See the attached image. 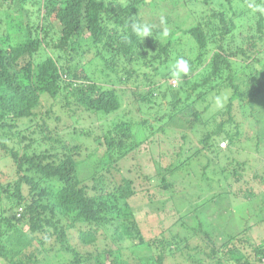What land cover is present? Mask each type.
<instances>
[{
    "label": "trees",
    "instance_id": "trees-1",
    "mask_svg": "<svg viewBox=\"0 0 264 264\" xmlns=\"http://www.w3.org/2000/svg\"><path fill=\"white\" fill-rule=\"evenodd\" d=\"M17 4L21 12L8 22L11 26L25 20L23 40L12 31L0 36V135L5 137L0 153L11 166L1 172L7 176L0 181V264H173V238L189 248L196 234L205 238L204 246L190 249L204 259L194 264L264 261V244H252L249 234L257 218H263L264 200L255 211L249 202H243L244 209L237 205L243 216L233 209L238 202L233 195L222 194L217 189L221 183L215 184L217 179L227 185L233 181L235 198L250 199L259 198L264 186L262 167L250 176L259 191L240 184L247 166L240 156H264V0ZM137 22L151 25L152 36H136L132 25ZM164 29L167 38L162 37ZM82 36H88L86 49L92 52L87 67L69 60ZM179 57L189 61L191 70L177 79L172 69ZM124 97L139 112L145 106L162 108L166 100L168 113L152 114L157 128L147 117L128 118L132 111L123 112ZM45 99L49 103L42 111ZM83 112L102 119L99 125H109L100 127L104 130L96 137L95 161L82 165L84 146L64 139L50 123L68 127ZM168 130L183 143L174 150L175 160L162 165L164 154L155 155L153 147L159 151L168 145ZM188 130L194 138L185 142ZM91 132L89 127L75 133L88 137ZM142 146L151 147L146 164L150 161L152 167L137 159ZM151 175L160 176V184L148 185ZM192 175L216 188L210 200L217 209L216 223L199 219L189 227L179 212L170 215L175 195L170 178L190 181ZM141 204L158 210L157 217L138 218L134 206ZM168 220L178 226L172 237ZM161 224L166 227L154 234ZM181 229L186 231L183 236ZM219 230L221 235L215 233Z\"/></svg>",
    "mask_w": 264,
    "mask_h": 264
},
{
    "label": "rangeland",
    "instance_id": "rangeland-1",
    "mask_svg": "<svg viewBox=\"0 0 264 264\" xmlns=\"http://www.w3.org/2000/svg\"><path fill=\"white\" fill-rule=\"evenodd\" d=\"M18 6L19 5L17 4V0H0V17L2 18V20L0 19V21H1L0 22L1 23L0 36H5L7 33H10L9 31H12L15 34V37L22 41L23 40V33H24L23 23L25 20L22 19L23 23L20 22V24L19 23L18 24L11 23V26H9L10 23L8 22L10 20H11L10 22H12L13 16H17L18 14H20L21 10H19L20 8ZM25 7H26V5H25ZM150 8L151 7L149 6V9ZM35 16H36V14L33 16V21L36 20ZM37 17L40 20L41 14H37ZM53 25H54L52 28L53 35H56L57 34L56 31L58 30V27H56V23H53ZM78 41L80 42V46H79L77 52H71L72 57H71V59L69 58V60L71 61L73 59L76 64L79 63V64H82V66L84 65L87 67L89 64L88 60H89V58H91L89 56H90V54H92V52L90 50L86 49L87 45L90 44L89 38H88V36H82ZM82 50H84L83 53H82ZM47 51L50 52V46L47 48ZM44 53L45 52H42L41 50L38 52L40 57H44V55H45ZM66 58H68V57L66 56ZM172 80L176 81L177 79L172 78ZM176 83H177V81H176ZM176 83L174 85H176ZM136 84H137L136 82H133V86H136ZM172 84H173V81H172ZM140 87H142V86H139L136 88L141 89ZM124 98H125L124 103L122 105V108L124 109L123 112L126 113V111H128V110L132 111L131 115H130V113H126L129 116V117L126 116V118L127 117L130 118L132 115H137V117H141V118L147 117L148 119H150L149 120L150 123L154 124L157 128L158 127L157 124L155 123L154 119L151 118L152 114H153V118H154V116H156L157 114L166 115L168 113V102H166V100H164L162 102L163 105H160V106H162V108H152V107L150 108L148 106H145V107H142L141 111L139 112V111H136V106H133V107L129 106V104L127 102L128 97H124ZM47 103H49V101H47L45 99L43 101L42 111H44L45 108L47 107ZM163 110H165V111H163ZM63 111L64 110H62V112ZM57 112H59V111H57ZM98 115H100V114H98ZM118 115L119 114H117V116H115V115L113 116V113H111L108 116L118 118L119 117ZM100 116L105 117L102 115H100ZM240 117H242L241 114L239 115V118ZM89 118L90 119L93 118V115H91V117H89L88 112H83L79 116V118L76 121L72 122L68 127L61 125L62 123H60L61 126L57 125V122L53 121V120L50 123V128L58 131L59 135L62 136L64 139L72 141V142H78L79 144H81L84 147L86 146L87 150L83 149L84 147H82L83 153L80 154V160H82V165H83V163H86V161H87V163H89L90 161L91 162L95 161L96 158L94 156V148L98 147V143L96 142V137L98 134L101 135L102 131L104 130V129H101L100 127L104 126L106 129V127L109 125V124L103 125V123H102V125H99L103 120L102 119L97 120L96 119L97 117H94L93 119H91V121L95 119L94 122L91 123V121H89L90 120ZM166 119H167V117L165 116V120ZM241 119L242 118H240V120ZM110 120L112 121L113 118ZM67 122H71V119H69ZM97 125H99V126H97ZM63 127H65V128H63ZM89 127H91L92 132L90 133V135L88 137L80 136L79 134L75 133L77 131L84 132ZM188 132H189V136H186L185 142H188L194 138V134L192 133V131L188 130ZM164 135H165L164 137H166V139L168 140V145L163 147L159 151H157L156 146L153 147V152L155 155L159 154V152L164 154L160 160V163L162 165H166V164L175 160V158H172V155L174 154V150L176 149V147L178 145L183 143L182 139H180V137H179L180 135L175 134L174 130L173 131L168 130L167 133ZM3 138H5V137L0 135V139H3ZM221 141H223V140H220V142ZM143 146L140 148L138 155H136L137 154V151H136L134 154L131 155V157L128 160H130V162H131V160H135L134 156L136 155L137 159L140 160V162L142 164H145L148 166L150 165L152 167V163L150 161H149V164H146V162H148V159H146V157L148 156V152L151 149V147L150 146L143 147ZM91 153H93V154H91ZM89 155H90V157H88ZM250 155L248 156V155L242 154L240 156V160H244L247 163L246 168H244V170L241 172L242 175L240 177L241 178L240 184H243L244 187H249V186L254 187V190L256 192L259 191V188H260V192H262V193L260 194L259 198H251L250 199V198H241L238 196H236V198H235L234 191L237 189L236 183L231 181L230 185H227L226 183L222 182V179L221 180L217 179L216 183H215V184H217V182L221 183L220 187H218L217 189H219L222 192V194H226V195L231 196V197L233 195L234 199L236 201H238V202H233V205H232L233 209H234V211H236V209H239L238 210L239 213L238 212H236V213L242 214L243 216L245 214V211L242 212V210H240L242 208H237L236 207L237 205H239V207H242L243 202L246 201V202H249L248 204L250 205V209L252 211H255L256 207L260 204L261 200H264V186H262V188H261V186L258 188L257 182L253 181V179L250 178V176L252 175V173L254 171H259L261 169V167H262V169H264V156H263V158H260L259 156H257V158H256V155L251 154V153H250ZM201 161L204 162L205 161L204 158H202ZM131 164H133V163H131ZM9 167H11L10 166V160L7 157H3L0 153V181H2L7 176L4 173L1 174V172H3L4 169H8ZM199 169H200V166L197 167V169H196L197 175L199 173ZM216 171L219 172L220 170H216ZM218 172H216V174H218ZM123 173H125V171H123ZM143 174L147 175V173H143ZM125 175L127 177L130 176V174L127 172ZM207 175L208 176L212 175L209 169L207 170ZM132 176H133V174H132ZM151 176H152L151 181L148 182V185L149 184L151 186L157 185V182L159 183L161 180L160 176L159 177L158 176L155 177L153 175H151ZM214 177L218 178L216 176H214ZM139 178L140 177H137L138 180H139ZM210 179L211 178L207 179V182H210ZM170 181L173 183L172 188H171L172 192L173 193L175 192V195H176V196L174 195V200L172 203V209H171L170 215L174 214L176 217L177 213L179 212L178 214L182 216V219H180V221L183 220L184 223L187 224L189 227L197 226L199 219H201L202 221H204L208 224L210 222L216 223L217 220H219L218 216H216V213H215V211L217 210L216 206L213 205L212 202L210 201L214 196L217 195L215 187L207 186L206 185L207 183L203 179H201L199 182V176H196V175H192L190 177V181L187 179V177L183 178L180 176L175 177V178H170ZM197 182H199V183H197ZM246 182H248V183L245 185ZM196 183H197V186L194 185L196 187L194 189H192L193 184H196ZM189 189H191V190H189ZM182 194H186L188 196L185 197V195L183 196ZM188 197H190L191 199L189 200ZM241 199H242V201H241ZM216 201H218V204H220V205L224 204V201H222V199L221 200L216 199ZM207 202H209V203H207ZM205 203H207V204L205 205ZM166 205H168V203L165 201L162 203V206L161 205H159V206H161V208L163 210L164 209L163 206H166ZM2 207L4 208V206L0 205V208H2ZM244 208H246V206H243V209ZM134 210L136 212L137 217L140 219L142 218L144 221L152 220V219L156 218L158 215V210L155 211L156 210L155 208L148 206V205L146 206V205L141 204V205L134 206ZM203 211L205 213H203ZM261 212H262V216H263L262 219L263 220L261 219L262 220L261 221L259 218H257V223L256 224L253 223L254 224V225H252L253 227L249 229V234L251 235L250 236V242L254 245L258 244V243L264 244V206H262ZM243 216L239 215V218L242 220H245ZM167 223H168L167 227H169L171 230V233H169L168 235L170 237H172L173 233L177 232L178 226L172 220L171 221L168 220ZM164 227H166V225L161 224L158 228V231L157 232L154 231V234H157L160 231H162ZM179 232H180V236H183L186 233V231L184 229H181ZM215 233L218 235L222 234L221 230H219V232L216 231ZM175 239H177V238H173V240L175 241L173 244L174 254L169 259L170 262H172L173 264H194V263H201L203 261L204 257L202 256L201 253H199L195 249L194 250L190 249L191 246L197 245V244L204 246L205 238H202V235L196 234L194 239L190 241L191 245L189 248H186L184 246L185 242L177 243ZM182 246L184 247L183 249H182ZM188 251L191 255L187 254ZM246 251L248 253H251L250 248H246ZM257 257L259 259V255ZM259 263L264 264V261L262 259H260ZM206 264H210V263H206Z\"/></svg>",
    "mask_w": 264,
    "mask_h": 264
},
{
    "label": "clouds",
    "instance_id": "clouds-1",
    "mask_svg": "<svg viewBox=\"0 0 264 264\" xmlns=\"http://www.w3.org/2000/svg\"><path fill=\"white\" fill-rule=\"evenodd\" d=\"M249 7H252V5H249ZM261 11H264V9H260ZM163 22V20H162ZM132 31L135 33L136 36L140 37L142 40H144L147 36H152V26L149 25L146 22H137L132 25ZM169 35V32L167 29H164L162 31V37L167 38ZM190 64L189 61L183 57L177 58L173 69H172V75L173 77L179 79L181 74L187 75L190 73ZM173 81V84H172ZM172 85L176 83L175 80H171L170 82Z\"/></svg>",
    "mask_w": 264,
    "mask_h": 264
},
{
    "label": "built area",
    "instance_id": "built-area-1",
    "mask_svg": "<svg viewBox=\"0 0 264 264\" xmlns=\"http://www.w3.org/2000/svg\"><path fill=\"white\" fill-rule=\"evenodd\" d=\"M221 145H224V143L222 142Z\"/></svg>",
    "mask_w": 264,
    "mask_h": 264
}]
</instances>
